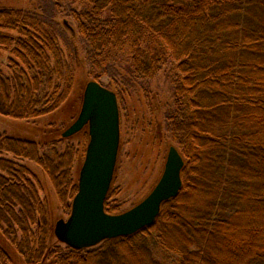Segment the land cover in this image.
<instances>
[{"label":"trees","instance_id":"16d2710c","mask_svg":"<svg viewBox=\"0 0 264 264\" xmlns=\"http://www.w3.org/2000/svg\"><path fill=\"white\" fill-rule=\"evenodd\" d=\"M75 3L81 8H70L69 14L83 38L82 58L61 45L50 21ZM165 64L175 87L169 133L185 159L178 195L163 202L152 225L131 235L92 248L60 246L50 238L57 237V219L48 216L50 207L29 178L30 169L0 154V264H124L129 253L160 264L145 244L155 233L179 254L177 264H264V0H11L0 5V114L33 124L40 133H0V152L37 162L71 213L79 183V176L73 178V147L47 154L48 143L56 147L68 137L51 123L40 128L29 120L74 98L75 120L85 89H78L79 71L114 84L120 66L128 65L131 76L153 78ZM81 131L87 150L88 127ZM200 177L211 185L208 202L199 213L187 214L183 209L195 197ZM110 195L105 209L115 213ZM239 229L245 240L236 235L238 243L228 246Z\"/></svg>","mask_w":264,"mask_h":264},{"label":"rangeland","instance_id":"374dc122","mask_svg":"<svg viewBox=\"0 0 264 264\" xmlns=\"http://www.w3.org/2000/svg\"><path fill=\"white\" fill-rule=\"evenodd\" d=\"M9 4H11V0H0L1 6ZM44 4H46L45 1ZM69 6V8H63L65 13L54 14L55 18H50V21L61 39V45L63 47L67 45L70 46L72 50L76 51L77 58H82L85 51L83 38L77 30L74 18L69 14L70 8L80 9L81 7L77 3ZM47 7H49V9L52 8L49 5H47ZM131 72V68H129L128 65H124L119 67V75L115 77L117 81L115 80L114 84H110L107 77L101 79L103 85L110 89H117L116 87H118L121 92L118 100L120 108L121 140L116 170L110 188L111 195L108 198L109 206L113 208L115 212L113 214L122 213L130 209L150 193L164 171L169 148L173 145L169 133L170 122L167 118L169 109L172 108L175 103L174 77L170 72V65H163L153 78H141L135 75L131 76ZM78 73L80 79L78 82V89L80 90V86L84 88L86 85L85 83L93 79L85 72L81 73V71H79ZM143 94H145V96ZM75 105L76 99L74 98L55 112L29 120V122L35 123V125L40 128L48 126L49 123H51L56 127L58 132L64 131L74 121L76 113L74 108ZM149 123L152 125L150 128ZM148 128L152 130L150 133L147 132ZM33 129H35L33 124L27 125L25 121L16 120L0 114L1 134H27L39 137L40 133L33 131ZM85 136V132L80 131L68 137V139L63 140L61 143H58L56 147L48 143V146L43 148L44 152L51 156H55V151L61 154L66 148L73 147L72 149L75 152L73 166L74 181L78 178L80 168L85 159L86 153L84 150L86 151L85 148L87 145ZM48 139H50V137H48ZM0 154L30 169L31 175L29 178L36 183L41 197L50 207L52 214H48V216L50 215L52 219H57V221L61 218L67 219L69 217L70 213H67L66 206L59 199L52 181L37 162L28 158L17 157L11 153L6 154L0 152ZM198 185L199 189L196 191L195 197L191 198L183 209L187 214L199 213L201 210L200 208L205 206L208 202L211 185H206L202 177L199 178ZM183 220L185 221L186 219L183 218ZM180 224L181 223H178L176 229L180 236H182ZM30 227L32 228H30L32 232L37 229L36 225L31 224ZM15 230L21 238V233L17 227ZM236 235L239 236L238 238L241 237L240 239L245 240V235L242 230L239 229L233 232L231 244H228V246L233 247V244L238 243ZM50 238L60 246L66 245L59 241L57 237H54L53 234H51ZM19 241L21 240H17V242ZM145 244L151 256L158 263L177 264L179 254L175 251L168 250V248L161 243L157 233L147 238ZM237 253L240 254L238 251ZM227 260L232 261V259L229 258H227ZM126 262L124 264H148V261L143 255H132V253L128 254V260Z\"/></svg>","mask_w":264,"mask_h":264},{"label":"water","instance_id":"95a60500","mask_svg":"<svg viewBox=\"0 0 264 264\" xmlns=\"http://www.w3.org/2000/svg\"><path fill=\"white\" fill-rule=\"evenodd\" d=\"M85 127L90 139L80 168L78 192L69 217L59 219L55 227L57 238L75 248L94 247L106 239L131 235L152 225L163 202L177 196L182 188L185 165L177 147L170 146L164 171L150 193L122 213H109L105 201L120 148V108L116 92L94 79L85 86L79 115L62 135L71 137Z\"/></svg>","mask_w":264,"mask_h":264}]
</instances>
